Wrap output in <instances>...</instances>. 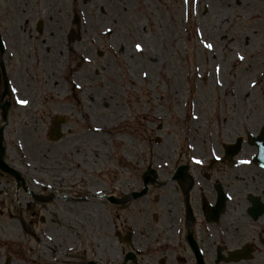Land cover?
<instances>
[{
    "label": "rangeland",
    "instance_id": "obj_1",
    "mask_svg": "<svg viewBox=\"0 0 264 264\" xmlns=\"http://www.w3.org/2000/svg\"><path fill=\"white\" fill-rule=\"evenodd\" d=\"M199 1L200 0H61L59 8L62 3L65 5L61 6L62 9L58 8V13L61 15V23L66 25L65 47L69 53L64 67H59L56 71L54 66H51L48 71H46L42 65V67H40L41 69L38 71V66H33L30 60L31 64L25 65V71L20 60L18 58L14 60L12 69H15V73L14 77L11 79L12 85L9 96L14 102V107L11 109L8 117V125L4 130V144L6 146L4 158L12 166L22 170L28 168L27 172L29 173L34 172V169L39 170L40 167H42L40 165L41 162H39L40 159L36 161V159L33 158H26L19 146L15 145L14 133L18 141L17 134L18 131L20 132L19 127L23 119L27 121L36 118L41 121L39 122L40 126L38 127V131L32 136L29 135V145L27 144L26 147H24L25 154L27 155H30L31 151H38L37 143L40 142L48 147H62L72 134L76 133L78 128H87V123L84 119H81L80 116L79 118L81 120L79 121L70 119L71 110L66 111L67 113H61L58 110L54 111L50 109L49 104L52 103L50 97L57 91L58 85L51 84L53 91L47 89V75L57 76L53 78L54 81L60 79L61 83L64 84L66 95L68 94L69 101L72 104V110L75 111L76 114L78 102L74 95H72V91L75 90L77 93H79V91L74 88L72 79H79L85 88L89 87L97 90L96 88H99L100 85H98L97 81L93 82L92 80L95 67H103L100 75L101 81L105 86V82H107L111 85L110 88L112 90L115 88L120 90V100L118 101L122 100L127 103H137V107L130 113L131 116L129 121L126 120L114 123L117 127L106 132L105 139L111 141L110 150H115L116 154L121 153V151H119L118 142L113 140L118 136V133H121V138L123 139H125L124 135L126 134L135 136L138 147L134 149L136 152L134 163L127 166L128 170L124 177L119 176L117 172L116 165H118V161H114L113 167L109 168L111 165H108L105 161L108 156L105 150H102V152L105 153V160H100L98 168L94 169L95 171L91 173L87 171L88 169H85L82 173L78 174L79 169L77 167L71 168L72 170L68 169L70 170L68 173L70 174V180L62 185L55 184V181H52L51 175H46L47 177L44 176L47 183L45 187L37 188L31 186L32 188H27V190H25L21 186L22 189H19L18 183L9 179L3 173H0V186L2 187L0 191V231H4V226H7V228L9 227L7 223H14L13 225L20 224L22 229L19 238L23 240V243L21 242L13 246L0 245V264H3L8 257L11 258L12 264H32L30 262L28 263L25 255L29 253L33 247L38 245L36 239L37 233L40 234L43 230L49 229L50 227L60 229L62 226H68V230H70L73 235L71 246L68 244V237H63L62 239L56 237L55 244L59 249H64V254H66L65 260L69 261L70 264H84V262L89 259L95 260L98 264H119L123 260L125 250H127L128 247L116 239V231L126 230L129 228L128 225L130 222L141 226L142 214L146 209L149 211V220L154 212L164 210V202L160 200V202L157 203L154 196L158 194L162 199L168 192V164H163V162H161V158H159L157 152L169 151L171 155V150H173L172 153L174 158L172 159H178L180 162L187 154L195 151L196 147L197 150L195 153L201 154L199 150H206L211 141H217V132L219 128L235 123H229L230 121L227 122V120H231L232 115L226 117L227 120L222 118L223 113L222 116H220L221 110L218 108L219 106H217V102L222 101L225 97L223 92L226 88V83L223 84L224 86L222 89L219 85H210L204 89H200L202 98L206 99V103L203 102L199 111L204 113L203 108L209 110V114L206 115L203 119V123H201L204 128H200L194 132L192 131L190 117L195 93L190 97L191 87L188 86V82L195 71H198L202 75H200L198 79V84L206 81V77L203 78L205 66H208L205 57L206 54L209 55L211 53L210 50L212 49L207 47L204 43H209V40L216 43L215 54H224L222 59L228 64L229 73L233 71L235 74L237 70L245 71L246 67L249 66L248 63H242L240 61V63H238L239 65H236V62L228 61L231 57L230 51H227L224 46L221 45L224 44V42L217 33L212 34L211 39L207 38V41L204 40V37H202L203 34L212 30V26H210L208 22V17H212L209 11H212V13L217 11L219 5L218 0H203L205 3L202 5H200ZM147 2L152 5L150 8L151 12L145 5ZM116 5H122V7L119 9ZM43 6V0H0V31L5 45L11 37L18 35V33L12 30L20 28L16 26L29 23L28 29L32 28V34H35V24L40 19L44 22V29L42 34L39 35L38 44L44 46L46 44L44 42L45 40L48 41V38H52L53 35L57 34V30L60 28L58 27L59 25H57L59 21L53 22L48 13L44 14L42 11ZM50 8L51 5L48 6V10ZM104 9L110 11L107 13V17ZM147 11L151 13L149 17L146 16ZM15 12H19V22L16 26L13 25ZM174 13L179 14L178 16H180L181 19V21L178 22V29L181 33L180 36L175 35V32H172V30L170 33L164 30L159 34L158 39L155 40V27L157 26L155 23L171 27L174 20ZM75 14L79 15L81 19V39L69 43L68 34L70 28L75 26L73 23ZM239 20L237 26L238 31L236 33L229 32L233 38H238L239 35H242L246 27L252 23L250 18H247L245 14H242ZM102 21L108 22L109 25L114 28L113 34L107 36L98 35L94 37L95 40L91 39V34L87 30L85 31V27L88 25L99 26V23ZM86 22L88 23L85 24ZM142 26L144 27L143 34L150 38V44L155 47L157 52L154 55V60L155 62L159 60V63L155 69L153 68L152 71L148 72V75L150 76L151 74L154 80L149 77L139 78L137 79L138 87L136 89H133L132 85L127 88L125 80L128 74V67L125 62L121 60V56L124 53L123 47L125 46V48L128 47L127 49H132L137 57L144 56V54L139 53V51L135 49L136 45L143 41L141 34H137ZM28 34V31L23 32L22 38L26 40ZM88 37L90 38L88 39ZM10 42L12 43L11 45H13V41ZM261 43L264 46V41H261ZM28 44L30 47L29 50L32 53L35 52L33 51L31 42H28ZM203 45L206 47L202 48ZM218 45L220 47L219 49ZM77 48L85 50L86 53L89 52L90 48L93 49L92 53L89 52L91 55L88 59L89 61H86L83 66L78 64L80 59L76 56L75 50ZM33 55H35V61H37L38 54L36 55L35 52ZM41 55L44 56L43 51ZM249 55L250 54H246L245 56L247 60L250 58ZM4 57L6 60L7 55L5 54ZM39 61L41 63V57L38 62ZM5 65H7V63H5ZM109 65H112L113 68L110 69L108 67ZM247 73H249V70ZM109 74H113L114 77ZM250 74L252 75V72ZM83 75L89 77L81 80L80 78H82ZM143 79L144 82H142ZM2 82L0 65V88ZM173 86H177L181 91V100L178 99L177 102L174 100L175 97L170 90ZM262 86H264V80L262 81ZM13 89H16V91H13ZM220 89L221 97L219 95ZM230 90L231 88L227 90L228 94ZM26 92L27 94L31 93L36 96L33 103H36L35 106L37 107L32 112L26 111L25 106H18L17 101L19 96L22 97L23 93L25 94ZM142 103L144 106L141 105ZM91 104L94 105V112L98 109L96 113H102L103 111L105 116L110 114V112L107 111L111 104L110 102L101 103L100 106L99 103L95 102ZM243 104H247V102ZM179 106H181L182 111L180 112V116L177 117L175 110L176 107ZM27 107H29V105H27ZM155 111L161 113L163 116L159 118L154 117ZM91 112L93 111L91 110ZM57 116L65 117V122L61 127L64 136L59 141L55 142L49 139V129L52 127L54 117ZM95 116L98 118L97 114ZM92 120L93 119L90 117L88 123ZM111 122L113 123L112 120ZM3 124L5 123L2 118V110L0 109V127ZM161 124L162 126L160 127ZM209 132L212 133L210 134ZM207 133L210 134V136L213 135L209 143L204 142ZM190 138L194 139V141L191 142ZM112 140L114 141L113 143ZM201 141L202 143H200ZM190 143L193 144L191 145ZM23 159L27 161L26 165ZM69 162V160H66V164H69ZM121 163L123 164L124 162L122 161ZM108 168L111 170L107 171ZM150 168L156 170V182L150 185L147 195L138 199L136 204L129 203V205L120 206L108 200L107 196L109 195L122 197L130 193L133 189H141L143 187L144 174ZM97 170H101V173ZM103 170L104 173L102 174ZM45 172H47L46 169H44L43 173ZM86 174L89 175L90 179L95 175L100 178L91 179L92 181H89L88 178H85ZM95 186L96 189L100 191L98 195H95L93 192L92 187ZM55 191H58L59 194L62 193L63 195H61V197L64 198V200L67 199L66 202L73 204L87 202L85 203L87 204L86 209L88 206L89 210H93L92 213L90 212L92 216H90V218L93 219V222L89 227L85 225L81 226L78 221L73 220L72 216H69L70 214L66 212V210L61 208L62 201L60 198L57 200V197L60 195H56V197ZM64 191H68V193ZM32 194L41 195L45 198L51 197L52 200L44 203L37 202L34 200ZM17 198L23 200L26 198V200L24 203L18 204L16 202ZM90 198L92 199L89 200ZM27 201L32 204V209L30 211L26 209ZM95 201L99 202L104 212L103 218L105 220H99L98 217H96V213H94L96 207L94 204H97V202ZM32 212L36 213L31 217ZM29 219H31V222L28 221ZM51 221L53 223L56 222V224H50ZM74 233H77V236H75ZM83 237V241L78 240ZM72 242L74 244H72ZM33 255L32 253V256ZM36 258L37 256L35 254V259ZM52 258L53 255L50 256V259ZM156 258L157 255L154 253H152L151 258L144 253L137 257L136 262H129L128 264H155ZM40 261L41 259L38 258V261L33 264H40Z\"/></svg>",
    "mask_w": 264,
    "mask_h": 264
},
{
    "label": "bare ground",
    "instance_id": "obj_2",
    "mask_svg": "<svg viewBox=\"0 0 264 264\" xmlns=\"http://www.w3.org/2000/svg\"><path fill=\"white\" fill-rule=\"evenodd\" d=\"M60 1L61 0H43V13H48L53 22L59 21L57 25H59L58 27H60L57 30V34L53 35L52 38H48V41H44L46 44L43 46L44 56L41 55L40 67H42L43 65L46 71H48L51 66H54L56 71L59 67H64L67 62V55L69 54L68 50L65 47L66 25L61 23V15L58 13ZM199 2L200 5L205 3L203 0H200ZM50 5L51 8L48 10V6ZM64 5L65 4L62 3L61 6ZM145 5L151 12L150 8L152 5L149 2L145 3ZM218 5L219 8H217V11H214L213 13L212 11H209V13L212 14V17H208V22L209 25L212 26V30L207 31V33L203 34L202 37H204V40L207 41V38L211 39L212 34L217 33V35H219L220 38L223 39L224 44L221 45L224 46L227 51H230L231 57L228 59V61L236 62V65H239L238 63L240 62L248 63L249 66L246 67L245 71L237 70L235 74L233 71L229 73V68L227 66L228 64L222 59L224 57V54H215L216 43L212 40H209V43H204L206 46L208 44L212 45V47L210 48L212 49L210 50L211 53L209 55L206 54L205 57L208 66H205V69L203 71V78L206 77V81L198 84V79L201 74L198 71H195L194 74L189 78L188 82V86L191 87L190 97H192L195 93V95L193 96L190 117L193 132L199 130L200 128H204L201 123H203V119L206 117V115L209 114V110L205 108H203L204 113H201V111H199V109L203 105V102L206 103V99L202 98L200 89H204L205 87L210 85H219L222 89L224 86L223 84L226 83V88L223 92V95L225 97L222 99V101L217 102V106H219L218 108H220L221 110L220 116H222L223 113L222 118L226 119V117H230V115L238 108L237 106L240 102H242L245 98H248V96L251 94V90L254 88L259 78L262 75L264 76V46L261 43V41H264V0H218ZM61 6L59 9H62ZM116 6L119 9L122 7V5ZM104 11L106 10L104 9ZM149 11L146 12V16L148 17L151 14ZM109 12L110 11H106V17L107 13ZM242 14H245L247 18H250L252 23L246 27L242 35H239L238 38H233L230 33H236L238 31V21H240L239 17L242 16ZM178 15L179 14L174 13V20L171 27L161 25L160 23H155L157 24V26L155 27L154 35L155 40L158 39L159 34H161L164 30L167 33H170L172 30V32H175V35L180 36L181 33L178 29V22L181 21V19ZM18 20L19 12H15V19H13L14 26L18 24ZM87 23L88 22H86L85 24ZM18 29L19 28L12 30L16 33H19ZM85 29L92 35L90 36L91 39H94V37L98 35L107 36L113 34L114 32V28L106 21H102L101 23H99V26L88 25L85 27ZM143 32L144 27L142 26L137 34H141V38L143 40L138 44H140L143 48V51H139V53L144 54V56L137 57L132 49H127L128 47L125 48V46L123 47L124 53L121 56V60L125 62L126 66L128 67V74L125 80L127 88L132 85V88L136 89L138 87L137 79L139 78L149 77L150 79L154 80L151 74L150 76L148 75V72L152 71L153 68L155 69L159 63V60L156 62L154 60V55L157 53L155 47L150 44V38L145 36ZM205 45H203L202 48H205ZM219 48L220 47L218 45V49ZM75 51L76 56L78 57V59H80L78 64L83 66L86 61H89L88 59L91 56L89 52L86 53L85 50H82L80 48H77ZM246 54L258 55V57L255 59L247 60L245 58ZM241 57H243V59H241ZM108 67L110 69L113 68L112 65H109ZM102 68L103 67H95L92 76L93 82L97 81L98 85H100L99 88H96L97 90L91 89L89 87L85 88L83 87V83L80 82L79 79H72L74 88L79 91V93L75 92V90L72 91V95H74L75 99L78 102V111L76 114H73L75 113V111L72 110V104L69 101L68 94L66 95L64 84L61 83L60 79H58V81H54L53 78L57 76L54 77L53 75H47V89L53 91V89L51 88V84L58 85L57 91L50 97V100L52 102L51 104H49L50 109L54 111L58 110L61 113H67L66 111L71 110V120L79 121L81 119H84V121L87 123V128H78L76 133L72 134V136L64 143V146L48 147L40 142L37 143L38 151H31L30 155L25 154L24 147H26V145H29L30 143V140H28L29 135H34L38 131V127L40 126L39 122L41 121L36 118L27 121L25 119L22 120L19 127L20 132L18 131L17 134L18 141L16 139V134L14 133L15 145L19 146V148L22 150L21 152L23 153V155H25L26 158L36 159V161L40 159L39 162H41L40 165L42 166L40 168L46 169V173L48 175L57 177L59 181L67 179L66 175H68V173L70 172V170L68 169H71L73 167H77L79 169L78 174L82 173V171H84L85 169H88L87 171H90L92 173L93 171H95L94 169L98 168V163L100 162V160H105V153H108L107 159L105 161L108 163V165H111V167L109 168L113 167L114 161H118V165H116V168L119 176L124 177L128 170L127 166H130L132 165V163H134V157H136V152L134 149L138 147L136 137L126 134L124 135L125 139H123L121 138V133H118V136H116L113 140H116V142H118L119 151H121V153L116 154L115 150H110L111 141L105 139V134L107 131H111L117 127L116 125H114V123L126 120L129 121L131 116L130 113L133 112L135 107H137V103H127L126 101L122 100L118 101L120 100V90H117L116 88L112 90L110 88L111 85L107 82H105L106 86L103 84L100 75L101 70H103ZM248 70L249 73H247ZM251 72L252 75L250 74ZM109 75H112V77H114L113 74ZM88 77L89 76L87 75H83L80 79H87ZM142 82H144V79L142 80ZM229 88L232 89V96H229L227 92ZM221 89L219 93L220 97ZM170 90L174 95V100L176 102L178 101V99L181 100L180 88H178L177 86H173L170 88ZM35 98V95H32L31 93L27 94L26 92L22 95V97L19 98V101L25 99L28 100L29 103L27 105H29V107L21 103L19 104L25 106L26 111L32 112L37 107L35 106L36 103H33V100H35ZM88 102L99 103V106L101 103L110 102L111 104L107 109L110 114L105 116L103 111L102 113H96L98 112V109L94 112V105ZM143 103L141 105L144 106ZM91 110L94 113L91 112ZM181 111V106L176 107L175 113L177 117L180 116ZM227 111L228 115H225V112L227 114ZM96 114L98 115V118L95 116ZM79 116L81 119L79 118ZM153 116L159 118L163 115L155 111V114ZM90 117L93 120L88 123ZM111 120L113 121V123L111 122ZM161 126L162 124L160 125V127ZM209 133L211 134L212 132ZM210 134L207 133L204 141H206V139L210 137ZM113 140L112 143L114 142ZM102 150H105L106 152L104 153L102 152ZM157 155L159 156V158H161V162H163V164L169 163L171 157L169 151H160L157 152ZM66 160L70 161L69 164H66ZM122 161L124 162L123 164L121 163ZM109 168L108 170H111ZM96 178L100 177L95 175L91 179L94 180ZM92 188L95 195L100 194V191L96 189V186ZM1 189L2 187L0 186V191ZM64 192L68 193V191ZM56 195L60 196L57 197ZM61 195L63 194H59L58 191H55L57 200H59L58 198H60L62 201L61 208L66 210V212L70 214L69 216H72V219L78 221L81 226L85 225L86 227H89V225L93 222V219L90 218V212L92 213L93 210H89L88 206L86 209L87 204L85 203L87 202H79L77 204H73L70 202H66L67 199L64 200ZM91 199L92 198H90L89 200ZM16 202L18 204H21L24 202V200L21 198H17ZM95 202H97V204H94L96 207L94 209L96 217H98L99 220H105L103 218L104 212L99 202ZM89 219H91L92 221ZM7 224L9 225V227L7 228V226H4V231H0V245L4 244L13 246L16 244H20L21 242L23 243V240L19 238L22 229L20 224L13 225L14 223L11 222ZM50 224H56V222L53 223L51 221ZM68 229V226H62L60 227V229L50 227L49 229L43 230L40 234L37 233L36 239L38 241V245L36 247H33L31 251L25 255L28 263L30 262L33 264L38 261V258H40V264H70L69 261L65 260L66 254H64V249H59V247L55 244L56 237H58L59 239L68 237V244L71 246L73 235ZM74 235L77 236V233H74ZM32 253L34 254L33 256ZM35 254L37 256L36 259ZM51 255H53L52 259H50Z\"/></svg>",
    "mask_w": 264,
    "mask_h": 264
},
{
    "label": "flooded vegetation",
    "instance_id": "obj_3",
    "mask_svg": "<svg viewBox=\"0 0 264 264\" xmlns=\"http://www.w3.org/2000/svg\"><path fill=\"white\" fill-rule=\"evenodd\" d=\"M28 27L29 23L20 26L18 35L11 37L2 50V79L4 86L7 83L9 102L5 128L14 107L9 97L15 73L12 69L14 60L18 58L25 71V65L31 64L30 60L40 70L38 60L43 46L38 42L44 24H35V34ZM27 31L29 34L24 40L22 33ZM81 31L82 25L78 24L73 40L68 39L69 43L81 39ZM28 42L38 54L37 61L33 55L35 52L29 50ZM92 50L90 48L89 52L92 53ZM0 98L6 100L2 96ZM247 100V104H238L232 113L229 123H235L219 128L217 141L207 142V149L199 150L201 154L195 153L196 147L180 162L172 159L174 155H171L167 167L168 192L162 199L158 194L154 196L157 203L160 200L164 202V210L154 212L149 220L146 209L141 226L130 222L129 228L121 232L123 235L132 232L129 245L125 239L120 240L128 247L123 260L130 252L135 255L134 261L139 255L145 253L151 258L154 253L157 255L155 264H264V88H253ZM192 156L199 162H193ZM23 161L26 165L27 161ZM180 165H188L192 177L175 179ZM16 169L20 178L1 170L0 173L20 183L25 190L47 185L44 176L48 174L43 173V168L34 169L32 173L27 172L28 168ZM66 176L67 179L61 181L54 176L51 178L55 184L62 185L70 180V174ZM85 178L92 181L88 174ZM32 196L37 202H45L39 199L41 195ZM26 209H32L29 201L26 202ZM35 213L32 212L31 217ZM28 221L31 222L30 219ZM78 240L83 241L84 237Z\"/></svg>",
    "mask_w": 264,
    "mask_h": 264
},
{
    "label": "water",
    "instance_id": "obj_4",
    "mask_svg": "<svg viewBox=\"0 0 264 264\" xmlns=\"http://www.w3.org/2000/svg\"><path fill=\"white\" fill-rule=\"evenodd\" d=\"M58 136H59V132H58V129L57 130H52L51 131V138L52 139H57L58 138ZM3 151H4V149H3V147H2V144H1V140H0V167L2 168V169H4L5 171H10V172H15L13 169H11L10 167H8L3 161H2V155H3ZM152 173H154V171H151ZM151 180V178H149V176H147L146 178H145V184L147 185L148 183H149V181ZM147 191V189H144L142 192H140V193H136L135 195H134V197H138V196H141V195H143L145 192ZM7 264H9V262L7 263ZM93 264V263H92Z\"/></svg>",
    "mask_w": 264,
    "mask_h": 264
},
{
    "label": "snow or ice",
    "instance_id": "obj_5",
    "mask_svg": "<svg viewBox=\"0 0 264 264\" xmlns=\"http://www.w3.org/2000/svg\"><path fill=\"white\" fill-rule=\"evenodd\" d=\"M207 47L211 48L212 45L211 44H208ZM136 49L138 51H143V48H142V46L140 44H137L136 45ZM241 59H243V57H241ZM13 91H16V89H13ZM19 103L24 104V105H27L29 103V101L25 99V100H20Z\"/></svg>",
    "mask_w": 264,
    "mask_h": 264
}]
</instances>
